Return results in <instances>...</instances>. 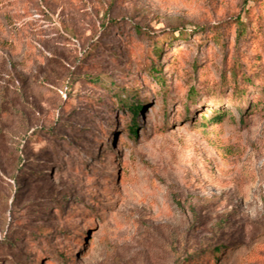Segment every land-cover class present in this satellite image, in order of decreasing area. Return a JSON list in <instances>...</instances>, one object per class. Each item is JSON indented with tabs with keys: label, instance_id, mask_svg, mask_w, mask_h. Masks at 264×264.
Returning <instances> with one entry per match:
<instances>
[{
	"label": "rangeland",
	"instance_id": "374dc122",
	"mask_svg": "<svg viewBox=\"0 0 264 264\" xmlns=\"http://www.w3.org/2000/svg\"><path fill=\"white\" fill-rule=\"evenodd\" d=\"M0 264H264V0H0Z\"/></svg>",
	"mask_w": 264,
	"mask_h": 264
},
{
	"label": "trees",
	"instance_id": "16d2710c",
	"mask_svg": "<svg viewBox=\"0 0 264 264\" xmlns=\"http://www.w3.org/2000/svg\"><path fill=\"white\" fill-rule=\"evenodd\" d=\"M237 26H236V34L239 35L243 32V28H244V25H243V22L241 21H237ZM176 31V30H175ZM179 32V31H177ZM158 52H159V48H156L155 50L153 49V53L154 55H158ZM154 64V63H153ZM151 65L150 69L154 72L155 75H158L159 73L157 72V68L155 67V65ZM247 77H245V80H244V83L245 82H248L247 81ZM158 80H160V78L158 77ZM138 104L136 102H131V103H128L127 104V109L129 110L130 114H131V121L130 123H128L126 125V130L131 134V135H134L135 134V128H136V125H135V120H132V118H134V114L136 113V110L138 109ZM216 116L217 117H221L223 116L222 113L220 112H216ZM219 119V118H218Z\"/></svg>",
	"mask_w": 264,
	"mask_h": 264
}]
</instances>
